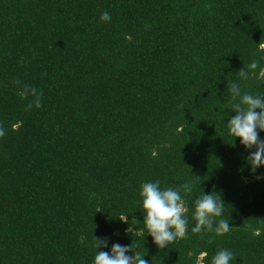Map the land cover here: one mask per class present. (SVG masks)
I'll return each instance as SVG.
<instances>
[{"label": "trees", "instance_id": "1", "mask_svg": "<svg viewBox=\"0 0 264 264\" xmlns=\"http://www.w3.org/2000/svg\"><path fill=\"white\" fill-rule=\"evenodd\" d=\"M232 83L264 93V0H0V264H93L105 237L149 264H264V167L229 135ZM154 181L192 185L162 250ZM203 192L227 234L191 231Z\"/></svg>", "mask_w": 264, "mask_h": 264}, {"label": "clouds", "instance_id": "2", "mask_svg": "<svg viewBox=\"0 0 264 264\" xmlns=\"http://www.w3.org/2000/svg\"><path fill=\"white\" fill-rule=\"evenodd\" d=\"M102 21H110L108 12L101 13ZM255 62L249 65V69H255ZM241 78H246L248 72L239 71ZM232 112L236 113L228 119L226 124L229 135L238 138L240 145L249 153L247 162L252 173L264 167V139L259 133L264 132V93L241 92L237 83L230 85ZM233 141V142H234ZM257 179H260L258 177ZM192 192V185L185 183L180 188H162L159 181L145 182L141 184L139 196L143 209V224L147 235L152 238L158 249H165L179 238H184L188 230V217L186 215L185 200L181 195ZM203 194L195 200L192 219L195 226L193 233L202 231L214 232L217 236H223L230 230L228 220L222 219L225 204L218 193ZM217 218L219 221L217 222ZM95 255L93 264H149L139 252L131 245L114 243L109 251H98L109 247L108 238H94ZM134 253L129 255L128 253ZM234 254L221 249L211 259V264H232Z\"/></svg>", "mask_w": 264, "mask_h": 264}]
</instances>
